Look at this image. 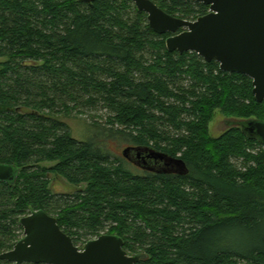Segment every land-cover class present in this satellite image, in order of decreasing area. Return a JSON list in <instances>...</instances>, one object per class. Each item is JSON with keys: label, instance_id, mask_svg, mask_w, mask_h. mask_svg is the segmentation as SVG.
I'll return each instance as SVG.
<instances>
[{"label": "trees", "instance_id": "trees-1", "mask_svg": "<svg viewBox=\"0 0 264 264\" xmlns=\"http://www.w3.org/2000/svg\"><path fill=\"white\" fill-rule=\"evenodd\" d=\"M153 1L188 20L210 12ZM170 35L133 0H0V163L18 169L0 181V253L44 209L76 245L109 229L139 264H264V145L239 125L209 131L217 109L264 121V101L249 76L169 51ZM71 115L92 119L88 137L60 118ZM111 140L179 157L188 173L138 170ZM52 175L86 187L54 193Z\"/></svg>", "mask_w": 264, "mask_h": 264}, {"label": "water", "instance_id": "water-1", "mask_svg": "<svg viewBox=\"0 0 264 264\" xmlns=\"http://www.w3.org/2000/svg\"><path fill=\"white\" fill-rule=\"evenodd\" d=\"M91 4L96 0H80ZM139 11L148 14L150 27L166 39L169 51H193L207 62L217 61L223 71L241 73L253 80V94L264 101V0H197L210 12L188 20L163 10L153 0H133ZM251 138L264 145V121L230 120ZM145 147L136 149L143 151ZM155 159L167 164V154L152 150ZM142 155V152L138 153ZM188 173L182 160L176 162ZM183 168V169H182ZM18 169L0 163V181L13 182ZM24 236L10 250L0 253V261L15 264H136L145 255H129L123 238L102 234L86 242L81 250L59 225L57 217L44 209L33 210L20 219Z\"/></svg>", "mask_w": 264, "mask_h": 264}, {"label": "rangeland", "instance_id": "rangeland-1", "mask_svg": "<svg viewBox=\"0 0 264 264\" xmlns=\"http://www.w3.org/2000/svg\"><path fill=\"white\" fill-rule=\"evenodd\" d=\"M60 118L69 124L73 136L76 137L77 139H84L90 135L91 131L89 130V128L87 127V124H86V123H88V121L86 119L92 120L89 116L87 117V116L71 115L70 117L61 116ZM228 118H229V116L222 113V111L220 109H217L215 111L214 117H213V119L209 125L210 135L217 137V136H220L221 134H223L225 131H227V129H229V127H230V124L227 122ZM230 120H237V119L230 118ZM125 145L126 144H123V143L121 144V143H118L117 141L111 142L112 150L115 153H117L118 155L121 154V150L125 147ZM241 162H242V160L239 161V163H241ZM51 164L52 163H50V162L44 163V165H47V166H50ZM51 179H52L51 188H52L53 192L57 193V194H69V193L75 192L78 189V187H83V188L86 187V184H82L80 186H75L73 184H70L66 179H64L63 177H60L58 175H52ZM109 232H110L109 229H107L103 233H109ZM21 235H22L21 237H23L24 232H21ZM87 241H85V242L81 241L79 243V245L81 247H83ZM129 252L131 253L133 251H129Z\"/></svg>", "mask_w": 264, "mask_h": 264}, {"label": "flooded vegetation", "instance_id": "flooded-vegetation-1", "mask_svg": "<svg viewBox=\"0 0 264 264\" xmlns=\"http://www.w3.org/2000/svg\"><path fill=\"white\" fill-rule=\"evenodd\" d=\"M227 122L230 123V118L227 119ZM137 147H139V146L132 145V144H126L125 147L121 150V154H120L129 164H131L136 169L141 170V171H145L148 173H156V174H159V173L176 174V175H180V174L186 175L187 174V173H182L183 171L182 172L180 171L181 170L180 166H178V164L176 163L177 160H182L181 158L176 157V156H172L168 153L160 151L161 153L167 154L168 155L167 157H169V159H168L169 162L167 164H164V163L160 162V160L155 159L153 154L150 155V153H153L152 150H157L154 147H152V146L151 147H145L142 149L143 151H138L136 149ZM157 151H159V150H157ZM139 152H142L143 154L139 155L138 154ZM182 161L184 162V160H182ZM102 234H108V233H102ZM77 246L81 250L84 247V246L81 247L80 245H77ZM127 252L129 255H136V254L142 255V253H130L129 251H127ZM141 259L136 264H139Z\"/></svg>", "mask_w": 264, "mask_h": 264}]
</instances>
